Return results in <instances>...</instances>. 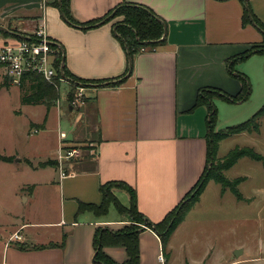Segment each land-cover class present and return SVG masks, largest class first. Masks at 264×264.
Returning a JSON list of instances; mask_svg holds the SVG:
<instances>
[{"label":"crops","instance_id":"1","mask_svg":"<svg viewBox=\"0 0 264 264\" xmlns=\"http://www.w3.org/2000/svg\"><path fill=\"white\" fill-rule=\"evenodd\" d=\"M55 1L60 2L0 0V26L30 35L43 25L50 41L63 49L71 74L112 82L125 74V80L117 86L88 85L82 89V102L68 105V118L75 113L72 138L60 130L51 159L72 148L78 149V156L63 161L66 175L62 178L54 167L58 185L52 179L28 184L38 217L30 221L22 216L11 223L0 264H94L96 232L130 225L113 205V217L108 216L109 210L103 215L78 211L79 203L99 206V187L110 181L127 183L136 192L138 211L152 223L161 221L193 187L205 166L208 110L205 105L195 106L199 91L213 88L237 95L242 84L229 74L227 61L263 41L253 23L243 24L242 0H69L77 23L102 18L121 3L144 6L161 19L166 27L164 42L145 45L130 60L114 30L121 17L84 30L64 20ZM244 1L264 25V0ZM8 38L1 36L0 44ZM254 55L264 53L244 60ZM216 98L223 100L214 97L213 103ZM51 108L59 115L60 108ZM207 186L164 250L151 228H141L139 264H202L190 249L189 242L196 238L190 216L204 199ZM120 192L127 194L128 206L127 191L113 189L118 201ZM14 233L19 240L11 238ZM199 243L204 245L206 239ZM103 252L115 263L127 260L123 246H104ZM160 252L163 260L158 258Z\"/></svg>","mask_w":264,"mask_h":264},{"label":"rangeland","instance_id":"2","mask_svg":"<svg viewBox=\"0 0 264 264\" xmlns=\"http://www.w3.org/2000/svg\"><path fill=\"white\" fill-rule=\"evenodd\" d=\"M13 32L16 35L0 34L9 36L8 40H21L27 36ZM234 71L246 75L250 93L245 100L235 103L214 100L217 108L215 130L218 132L246 121L264 105V55L241 61ZM58 83L59 99L54 106L60 108L59 115L56 108L48 109L43 103L23 104L19 85L12 84L0 67V156L11 158L10 161L0 160V258L11 223L22 216L30 221L38 217L34 215L37 207L27 189L28 184L52 179L58 185L54 167L41 168L36 164L53 157L60 130L72 138L70 130L75 113L68 118V105H77L75 98L81 88L87 86L67 77ZM80 98L84 99L83 93ZM46 117V127L40 128L38 124ZM246 150L262 159L239 156L230 167H225L229 159ZM208 167L212 168L211 175H221L224 182L208 180L204 199L191 212L190 226L197 238L189 242L193 256L202 264H228L231 260L236 264H264V116L259 120L257 130L222 137L217 142L213 165ZM234 190L239 192V198ZM124 193L117 196L127 205V194ZM193 195L194 192L190 197ZM28 197L30 199L26 201ZM51 206L55 207L53 200ZM115 214L111 205L108 216ZM141 224L138 227L143 228ZM201 239H206L204 245L199 243ZM237 249L240 250L238 255L235 254Z\"/></svg>","mask_w":264,"mask_h":264},{"label":"trees","instance_id":"3","mask_svg":"<svg viewBox=\"0 0 264 264\" xmlns=\"http://www.w3.org/2000/svg\"><path fill=\"white\" fill-rule=\"evenodd\" d=\"M244 4L242 20L243 24L253 23L263 34V43L258 45H253L250 49L244 51L240 55L234 56L227 61L228 71L231 76L236 77L241 81V90L235 96H230L220 90L213 88L201 89L196 98L195 106L205 105L208 110L207 120H206V161L205 166L200 174L198 180L193 185V187L187 192V194L181 199V201L169 211L164 218L157 222L152 223L142 215L137 209L136 203V192L127 183L122 181H110L100 185L99 191L102 194V203L99 206L94 204L79 203L78 211H92L96 215L106 214L111 205L114 206L116 211L123 214L130 221V225L119 231L112 230H98L94 237V247H95V262L94 264H118L112 261L104 252V246H123L127 253V260L122 264H139V248H138V237L141 230L138 227L139 223H143L149 228H151L160 238L162 250H164L170 235L177 226V224L184 218L187 212L192 208L198 199V196L206 186V182L210 179H214L219 183L224 182V178L219 174L211 175V169L208 165H213L215 149L217 147V142L224 136L233 133H239L246 130H257L259 120L264 116V105L255 112L246 121L226 127L224 131H216V121H217V108L213 103L214 97H220L226 102L235 103L237 101L245 100L249 95V83L247 82L246 76L240 72H234V64L240 60H244L247 56L254 53H264V25L254 16L247 1L242 0ZM61 12L64 20L73 25L78 26L81 29H88L101 22H109L110 20L121 17V21L114 24L115 33L118 34V38L122 43V46L126 50V55L128 59H132L134 53L139 49H143L145 45L155 46L158 43L164 42L160 40L165 33L166 27L165 23L156 17L154 13L140 5L121 3L111 9L102 18L96 19L88 23H77L70 14L69 10V0H60V2L55 1L54 3ZM3 35H8L5 32L0 31ZM52 48L56 50L55 57V67L60 76L71 78L77 82H84L85 84H102L108 82L107 86H117L125 80V74L121 76L116 82L109 80H84L77 78L71 74L65 64H64V54L63 49L57 44L51 42ZM58 47V48H57ZM62 66V73L60 68ZM130 67V66H129ZM129 71V68L127 69ZM127 71V72H128ZM126 72V73H127ZM21 91L23 104H37L43 103L49 109L59 99L58 91V80L54 82L46 81L41 75L36 73H25L21 76L18 83ZM43 128V123L38 125ZM250 156L253 159L261 160L260 155H256L251 150H246L240 152L236 157L229 159L225 163V167H230L234 160L239 156ZM0 160L10 161V157L0 156ZM57 167V160L47 159L45 161H39L36 167ZM113 189H123L127 191L129 195V204L125 206L118 201L113 193ZM194 195L190 197L191 193ZM234 194L239 198V192L234 190ZM21 248H27L28 246L23 245Z\"/></svg>","mask_w":264,"mask_h":264},{"label":"built area","instance_id":"4","mask_svg":"<svg viewBox=\"0 0 264 264\" xmlns=\"http://www.w3.org/2000/svg\"><path fill=\"white\" fill-rule=\"evenodd\" d=\"M55 57L56 50L52 48L51 41L44 31L43 25H39L33 33L27 35L24 39H7L0 44V67L12 84H18L21 76L25 73L39 74L48 82L62 81L63 77L58 74L54 64ZM80 91L81 93H78V97L75 98L74 102H82V98H80L82 88ZM77 156L78 149L75 148L69 149L65 153H58L56 160L60 178L66 175L63 161ZM141 227L148 228L145 224H141ZM11 238L19 240L20 236L18 233H14ZM158 258L163 260L161 252Z\"/></svg>","mask_w":264,"mask_h":264},{"label":"water","instance_id":"5","mask_svg":"<svg viewBox=\"0 0 264 264\" xmlns=\"http://www.w3.org/2000/svg\"><path fill=\"white\" fill-rule=\"evenodd\" d=\"M114 30H115V28H114ZM0 31L5 32V33H7V34L9 33V34L16 35V33H14L13 31H11V30H9V29L3 27V26H0ZM165 34H166V30H165V33L163 34V36L161 37L160 40H163V39H164ZM60 71H61V73H62V66H61V68H60ZM239 253H240V250L237 249V250L235 251V254L238 255Z\"/></svg>","mask_w":264,"mask_h":264}]
</instances>
